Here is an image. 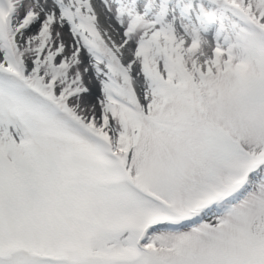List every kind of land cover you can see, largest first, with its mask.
I'll list each match as a JSON object with an SVG mask.
<instances>
[{"label":"snow or ice","instance_id":"1","mask_svg":"<svg viewBox=\"0 0 264 264\" xmlns=\"http://www.w3.org/2000/svg\"><path fill=\"white\" fill-rule=\"evenodd\" d=\"M0 264H264V0H0Z\"/></svg>","mask_w":264,"mask_h":264}]
</instances>
